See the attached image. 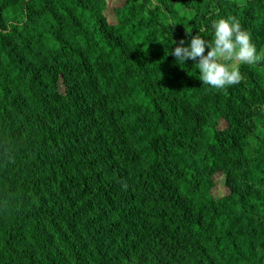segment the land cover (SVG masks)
Wrapping results in <instances>:
<instances>
[{"label": "trees", "instance_id": "1", "mask_svg": "<svg viewBox=\"0 0 264 264\" xmlns=\"http://www.w3.org/2000/svg\"><path fill=\"white\" fill-rule=\"evenodd\" d=\"M130 1L111 23L86 0H36L61 33L0 30V213L10 195L39 207L37 226L9 218L0 264H264V60L217 90L170 54L227 15L264 44V0Z\"/></svg>", "mask_w": 264, "mask_h": 264}, {"label": "rangeland", "instance_id": "2", "mask_svg": "<svg viewBox=\"0 0 264 264\" xmlns=\"http://www.w3.org/2000/svg\"><path fill=\"white\" fill-rule=\"evenodd\" d=\"M36 0H0V15L3 17V21L0 24V30L10 32L12 28L15 26V30L17 31H24L30 32L31 30L35 32L36 34H40L41 31H45L46 34L52 33V34H58L61 33L59 31V28L54 27L52 24H50L47 21V15L46 13H38V11L35 9L33 4L35 3ZM87 2L91 4H96L104 14L106 15L107 19L111 23H115L119 19V13L123 12V10L132 8L134 6H137V3H133L130 0H86ZM179 0H177L176 5L179 3ZM241 3H245L250 0H239ZM4 4H1L3 3ZM156 2V0H154ZM4 5H6L4 7ZM189 7L187 6L183 11H181V15H185L188 18H192L194 16V9L191 8V5H193V2H190ZM38 13V16L35 15ZM233 16V15H227V17ZM139 17H141L140 13L137 11V14L134 15V19L137 20ZM235 17V16H233ZM264 20L263 16L259 14V18L256 19L257 23L262 22ZM39 27L41 29H39ZM63 33V32H62ZM26 36V34H25ZM23 38V36L21 37ZM20 38V39H21ZM37 39V37H35ZM207 39L211 40L212 35L207 34ZM20 43V40H15L14 38L10 39V46L9 49L17 47ZM258 52L264 51V44H255ZM9 49L7 50L9 52ZM208 50V49H207ZM15 51L17 53L14 55V58H20L21 62L20 64H17V70L14 69L13 74H19V77L17 75V78L21 79L23 81L28 80V78L31 76L32 72L35 69L33 61H31L28 57H26L24 54L23 56L20 54L19 50L16 48ZM36 52V51H35ZM207 52V51H206ZM9 54V53H8ZM42 54V53H39ZM17 55V56H16ZM244 64H241L239 66V69L241 66ZM240 71V70H239ZM241 73V72H240ZM2 81L1 73H0V84ZM3 92L0 90V101L5 98ZM20 104V102H19ZM18 104V105H19ZM21 110V108H19ZM14 118V127L17 125V121L19 120V116H15ZM219 125L221 128H225L227 126V122L224 119L219 120ZM3 131H5L4 128L0 129V145H2L4 141V134ZM12 148L11 145L9 149ZM7 153V150H4L3 152H0L1 155H5ZM191 161L197 164V159L195 157L191 156ZM216 173V178L215 184L216 187L214 188L213 192L215 193L216 196L222 197L229 195L231 192V186L227 182L226 174L224 171L217 169L215 171ZM8 176V175H6ZM5 203L1 205L3 212L0 213V252L7 251V249H13L16 250V246H14L15 241L18 240L19 237L15 238L11 242V240H8L7 238V227L10 226V217L16 218L18 225H21V220H22V213H31L32 211H38L39 207L36 206V202H29L27 205L25 204H20L16 203L14 206H8V201L13 198V196L10 195L9 198H6V196L3 197ZM38 205V203H37ZM36 212L31 213L29 215L26 214V217L24 221H22V224L25 225L26 227L30 226H37L38 223L37 220L35 219ZM20 228V227H19ZM25 242V241H24ZM22 242V244L24 243ZM134 259H133V254H129L128 258L119 261V264H133Z\"/></svg>", "mask_w": 264, "mask_h": 264}, {"label": "clouds", "instance_id": "3", "mask_svg": "<svg viewBox=\"0 0 264 264\" xmlns=\"http://www.w3.org/2000/svg\"><path fill=\"white\" fill-rule=\"evenodd\" d=\"M211 32L212 39L208 40L202 35L205 28H199L196 35H191V30L186 29V33L191 35L190 41L186 43L181 39L170 53L176 63L193 61L202 84L224 90L242 80L241 64L253 65L264 60V51L258 52L250 33L241 27L235 17L212 21Z\"/></svg>", "mask_w": 264, "mask_h": 264}]
</instances>
